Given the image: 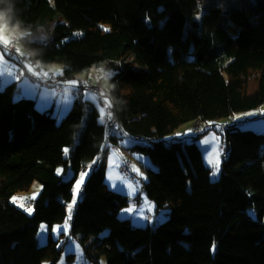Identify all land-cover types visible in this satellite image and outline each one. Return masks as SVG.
Masks as SVG:
<instances>
[{
  "label": "trees",
  "instance_id": "obj_1",
  "mask_svg": "<svg viewBox=\"0 0 264 264\" xmlns=\"http://www.w3.org/2000/svg\"><path fill=\"white\" fill-rule=\"evenodd\" d=\"M13 2L16 18L40 29L39 68L61 64L65 79L94 66L111 70L114 117L101 123L92 104L83 126L88 101L77 96L58 120L52 106L39 110L34 98L16 97L14 83L0 89V264H56L67 240L49 233L40 244L38 230L66 219L87 167L69 233L93 264L103 256L106 264H264V132L242 129L233 117L264 104V0ZM190 122L210 127L191 139L169 138ZM209 129L227 155L217 180L194 140ZM113 147L145 169L141 190L154 214L169 209L154 228L118 217L145 199L106 183ZM121 171L133 177L125 166ZM35 180L42 187L29 214L10 198Z\"/></svg>",
  "mask_w": 264,
  "mask_h": 264
},
{
  "label": "rangeland",
  "instance_id": "obj_2",
  "mask_svg": "<svg viewBox=\"0 0 264 264\" xmlns=\"http://www.w3.org/2000/svg\"><path fill=\"white\" fill-rule=\"evenodd\" d=\"M0 36H6L9 38V40H13L11 36V32L7 29L0 32ZM2 43V42H0ZM15 43V42H14ZM4 49V55L5 59L12 63L14 66L17 67L18 62H21L18 55L21 54V52H17L18 55L15 57H10L7 55V49L5 45L3 46ZM16 49H18L16 47ZM28 62V61H25ZM42 71L49 70L52 71L55 75H57L59 78L64 77L62 75V69L63 65L61 64H55L52 65L49 68H41ZM69 81H73L74 78H68L66 79V84H63V80H60V90H57V87H51V86H44L41 84L40 81H33V94H37L39 97H41L42 101H38L36 103V108L39 110L48 109L51 106L53 107L52 113L57 117L58 120H60L72 107L73 102L76 98L73 92L72 85L68 84ZM250 82L253 83L254 80L251 78ZM109 87V85H108ZM91 95H94L97 97L95 101L91 99ZM103 94H105L103 92ZM17 97V96H16ZM85 101H90L98 108L99 112L100 109L103 108L104 112L99 115V121L101 123L105 122L106 119V111L105 108L108 106L109 103V96L107 94L104 95L105 102L101 103L99 100L98 95L87 92L84 93L81 96ZM50 100V101H49ZM90 102H86V113L83 118V126L86 122V118L88 115V111L92 104ZM44 103V104H43ZM264 115V104H262L259 108L245 111V112H238L235 113L233 116L237 121L238 124L242 129H252L257 132H264V118L262 117ZM196 124V122H195ZM210 123H201L200 131L202 132L204 130V127H209ZM183 126V125H182ZM192 129V123H186L184 124V127L180 128V131L183 130H190ZM199 132V133H201ZM80 134L77 136V139L73 146L66 148L68 149L65 154H70L71 151L74 152V150L77 148L80 140ZM171 137V136H169ZM192 137H188L187 139H191ZM195 142L201 149V153L203 156L204 163L211 169L210 177L212 180H217L220 176V166L222 163V155H223V147L221 145L220 136L215 133L213 129H209L207 133L201 135L200 137H196ZM189 141V140H188ZM141 161L144 165L151 166L155 168L152 163L150 162L149 158L147 156H140ZM125 166L129 172L132 171L133 177H124L122 175L121 169ZM62 168L59 167L57 171L59 173L62 172ZM87 173L85 176L84 174ZM90 173V168L87 167V170L81 171L79 173L78 179L75 182L74 189H73V198L70 202L67 203V217L66 219L61 223H56L53 225L52 228H49L46 223H42L38 230V241L40 244H44L48 239V234L51 233L52 236L55 239H59L60 243L65 242L62 253L57 260L56 264H93L84 254V249L79 241V239H72L69 233L70 230V218L72 215V211L75 208L76 204L79 201L80 195L76 194V184L78 181H80L81 177L83 176V183ZM68 178L73 176V172L71 169L68 170V173L66 174ZM106 183L109 185L110 188L121 192L124 195H127L129 198L133 199L134 196L141 193L144 203L141 205L135 204L133 201L130 202V204L123 209H121L118 213V217L120 218H128L131 220L133 225L137 226H151L154 228L155 224L158 222H161L163 220H166L168 218V212L169 209L163 208L158 214H154L155 210V204L152 200L148 199L144 194H142L141 185L142 181L146 179V172L145 169L142 168V166L132 157L128 155H123L119 153L117 150L110 149V152L108 154L107 159V167H106ZM82 183V185H83ZM81 185V187H82ZM41 184L38 180H35L32 187L28 191L21 192L15 196H12L10 198V202L14 203L17 207L25 210L27 213H31L32 206L28 201L35 199L39 192L41 191ZM80 187V190H81ZM76 200L75 204H72L73 200ZM71 205V211H69V206ZM31 209V211H28ZM147 214L153 215V218L151 220L147 219ZM100 264H106V258L103 256L100 258ZM43 264H50L48 261H45Z\"/></svg>",
  "mask_w": 264,
  "mask_h": 264
},
{
  "label": "clouds",
  "instance_id": "obj_3",
  "mask_svg": "<svg viewBox=\"0 0 264 264\" xmlns=\"http://www.w3.org/2000/svg\"><path fill=\"white\" fill-rule=\"evenodd\" d=\"M0 32L5 29L11 32L14 46L17 47L21 54L25 56L29 63L36 67H41L42 63L39 57L42 56L41 46L34 44V37L39 33L40 29L33 32L31 27H25L15 15V4L13 0H0ZM94 82H96L105 94H108L115 85L108 87L113 79V74L110 69L104 66L88 70ZM114 99V98H113ZM119 103V101H115Z\"/></svg>",
  "mask_w": 264,
  "mask_h": 264
},
{
  "label": "crops",
  "instance_id": "obj_4",
  "mask_svg": "<svg viewBox=\"0 0 264 264\" xmlns=\"http://www.w3.org/2000/svg\"><path fill=\"white\" fill-rule=\"evenodd\" d=\"M29 65H31V67L35 69V72L39 73L38 76L35 75L33 72H29L27 70ZM54 65L55 64H53V66ZM17 67L18 68H16V66H14L12 63H10L8 61V64H7L6 68H5V70L13 71L14 75L17 74V73H21L22 72L23 75L21 76L20 79H15L14 76L13 77L0 76V89L3 88L4 86L8 85V84L14 83L16 88H17L16 94H17L18 98L19 97L34 98L35 99V103H37L39 100L42 101L41 97H39L36 93L33 94L34 89H33L32 82L33 81H40L41 84H43L44 86L48 87L44 83V77H45L44 73L45 72L53 73V72L49 71L48 69L45 70V71H42L41 68L36 67L34 64L29 63V62H25V61L18 62ZM24 77L28 78V87H24V84H25ZM85 78L87 80H93V79L90 78V73H87V74H84V75H81L79 77L74 78L73 81H76L77 84L72 85V84L69 83V82H71L69 80H68V84L72 85V88H74L75 86L79 85L81 80H83ZM94 83L97 84L96 82H94ZM190 123H192V129L180 131V128L184 127V125H183V126L179 127L177 130H175V132L173 134H171L170 136H174V137L181 138V139H187L188 137L197 136V134L199 132H201L200 131L201 123H199V122H196V124H195V122H190ZM178 133L180 134L179 136L177 135ZM198 137H200V136H198ZM79 195H81V190L79 191Z\"/></svg>",
  "mask_w": 264,
  "mask_h": 264
},
{
  "label": "built area",
  "instance_id": "obj_5",
  "mask_svg": "<svg viewBox=\"0 0 264 264\" xmlns=\"http://www.w3.org/2000/svg\"><path fill=\"white\" fill-rule=\"evenodd\" d=\"M5 47L7 49V55L8 56L15 57L16 55H18L17 54V49L14 46V40H11V42L8 45H5ZM18 57L20 58L21 61H28L25 56L18 55ZM90 78L92 79L91 75H90ZM60 80H63V84L67 83L66 79L64 77L59 78L54 73H49L48 76L44 77V83L47 86L57 87L56 88L57 90H60V83H59ZM73 92H74V95L76 97L77 96H82L84 93H87V92H92V93L98 95L99 99L102 100L101 94H102L103 91H102V89L100 88L99 85L94 83V80H87L86 78L81 80L79 85H77V86H75L73 88ZM105 111H106V114H107L108 118L110 120H112L113 117H114V109H113V107L108 105L105 108ZM229 122H234V119L230 118ZM109 127H110V129L112 130V132L114 134H122L121 129L117 126L116 123L110 122L109 123ZM209 127H210V125H209ZM225 156H226V153L223 152L222 158H225ZM28 203H30V202L28 201Z\"/></svg>",
  "mask_w": 264,
  "mask_h": 264
},
{
  "label": "snow or ice",
  "instance_id": "obj_6",
  "mask_svg": "<svg viewBox=\"0 0 264 264\" xmlns=\"http://www.w3.org/2000/svg\"><path fill=\"white\" fill-rule=\"evenodd\" d=\"M105 30L107 31L108 29H105ZM0 42H2V43H0V76H8V77H13L14 76L15 79H20L21 76L23 75L22 72L21 73H17V74L14 75V72L13 71H11V70H5V68H6L7 64H8V61L5 59L3 45H8L11 41L6 36H0ZM19 51L20 50L17 49V52H19ZM20 55L23 56L22 54H20ZM27 70L29 72H33L37 76L39 75V73L38 72H35V69L32 68L31 65L28 66ZM44 75L45 76H48L49 73L45 72ZM24 81H25L24 87H28V78L27 77H24ZM69 83L72 84V85L77 84L76 81H71ZM90 96H91V99L93 101H95L97 99V97L94 96V95H91L90 94ZM100 112L103 113L104 112V109L101 108L100 109ZM177 135L179 136L180 134L178 133ZM67 151H68V149H65V152H67ZM84 175L86 176L87 173H85ZM83 179H84V177L82 176L81 179H80V181H78L77 184H76L75 191H76V194L77 195L79 194L80 187H81V185L83 183ZM75 203H76V200L74 199L72 201V204H75ZM28 211H31V209H29ZM69 211H71V205L69 206Z\"/></svg>",
  "mask_w": 264,
  "mask_h": 264
},
{
  "label": "bare ground",
  "instance_id": "obj_7",
  "mask_svg": "<svg viewBox=\"0 0 264 264\" xmlns=\"http://www.w3.org/2000/svg\"><path fill=\"white\" fill-rule=\"evenodd\" d=\"M88 102H90V101H88ZM91 104H93L92 102H90ZM93 105H95V104H93ZM203 157V156H202ZM224 159H227V155L225 156V158Z\"/></svg>",
  "mask_w": 264,
  "mask_h": 264
}]
</instances>
